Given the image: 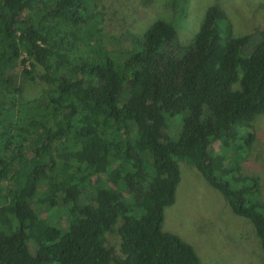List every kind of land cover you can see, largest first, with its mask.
<instances>
[{
	"label": "trees",
	"instance_id": "trees-1",
	"mask_svg": "<svg viewBox=\"0 0 264 264\" xmlns=\"http://www.w3.org/2000/svg\"><path fill=\"white\" fill-rule=\"evenodd\" d=\"M227 18L210 7L187 45L157 18L121 50L100 0H0V264H201L162 230L179 160L264 251L263 185L244 170L264 116V30L236 36ZM19 73L46 89L25 99ZM60 207L66 218L49 216Z\"/></svg>",
	"mask_w": 264,
	"mask_h": 264
},
{
	"label": "rangeland",
	"instance_id": "rangeland-1",
	"mask_svg": "<svg viewBox=\"0 0 264 264\" xmlns=\"http://www.w3.org/2000/svg\"><path fill=\"white\" fill-rule=\"evenodd\" d=\"M169 2L154 0L151 7L143 8L138 0H100L105 33L124 50L131 44L132 37L141 36L146 26L161 18L177 26L181 43L187 45L199 30L206 11L213 6L225 11L228 17L225 22L229 19L230 32L236 36L251 33L257 28L264 30V0H185L187 14L182 19L173 16ZM223 23L220 22L221 29ZM42 72L43 69L37 68L35 76ZM18 82L24 88L25 99L38 97L46 89L39 78L30 81L20 74ZM254 131L258 136L257 142L252 157L244 164V170L260 177L264 191V116L256 120ZM179 166L181 183L175 203L165 209L162 230L189 243L199 255L201 264H264V251L253 225L235 216L223 195L212 188L195 168L182 160H179ZM48 214L67 217L64 207L49 210ZM106 242L114 256L122 257L119 237L107 236Z\"/></svg>",
	"mask_w": 264,
	"mask_h": 264
}]
</instances>
